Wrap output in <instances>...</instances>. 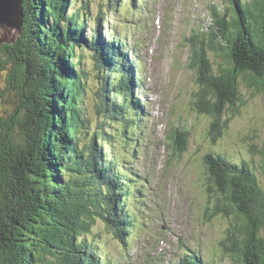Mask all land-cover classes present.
Here are the masks:
<instances>
[{"label":"trees","instance_id":"1","mask_svg":"<svg viewBox=\"0 0 264 264\" xmlns=\"http://www.w3.org/2000/svg\"><path fill=\"white\" fill-rule=\"evenodd\" d=\"M111 1L116 10L121 0H106L103 9H111ZM75 2L41 0L38 9L34 0H24L22 33L0 48V77L7 91L18 94L15 112L0 116V264H105L99 245L88 238L99 221L114 239L128 243L129 189L110 139L117 132L131 142L140 123L136 67L127 65L125 45L104 39L100 13L87 27L71 9ZM225 2L230 20L213 9L212 30L187 45L197 86L193 110L211 119L213 144L239 114L240 83L264 91V0ZM77 51L93 53L91 66L102 80L95 91L100 124L94 128L84 109L88 72L74 70ZM218 52L225 65L215 67L210 53ZM188 134L174 137L180 156ZM88 136L84 143L81 137ZM203 168L213 217L231 213L241 223L231 226L225 241L231 256L240 264H264V192L256 172L247 161L219 153H207ZM178 264L203 263L192 255Z\"/></svg>","mask_w":264,"mask_h":264},{"label":"rangeland","instance_id":"2","mask_svg":"<svg viewBox=\"0 0 264 264\" xmlns=\"http://www.w3.org/2000/svg\"><path fill=\"white\" fill-rule=\"evenodd\" d=\"M34 1L39 9L41 0ZM110 4L111 9L106 10V0H76L71 9L79 12L87 27L93 26L89 19L100 13L104 39L112 36L116 43L125 45L127 65L131 61L140 74L134 94L140 95L144 116L131 142L117 132L110 139L120 165L125 167L132 236L122 244L99 221L88 238L99 245L100 260L105 264H177L189 252L203 264H240L225 241L232 233L231 226L241 223L231 213L213 217L203 157L219 153L235 163L247 161L264 192V91L256 92L242 81L239 114L221 138L211 143L207 134L211 119L193 110L197 86L188 67L191 53L187 46L192 38L212 30L213 9L230 20L229 4L225 0H121L116 10L114 2ZM85 34L89 36L88 31ZM88 52L77 51L73 62L77 73L88 72L83 79L87 85L84 109L94 128L100 124L95 91L102 80L91 66L93 53ZM216 54L210 53L214 66L225 65L222 53ZM6 87L2 74L0 116L12 115L18 105L17 92ZM181 132L189 133L182 156L174 149V137ZM81 139L89 142V136Z\"/></svg>","mask_w":264,"mask_h":264},{"label":"water","instance_id":"3","mask_svg":"<svg viewBox=\"0 0 264 264\" xmlns=\"http://www.w3.org/2000/svg\"><path fill=\"white\" fill-rule=\"evenodd\" d=\"M23 0H0V48L14 44L22 33Z\"/></svg>","mask_w":264,"mask_h":264},{"label":"bare ground","instance_id":"4","mask_svg":"<svg viewBox=\"0 0 264 264\" xmlns=\"http://www.w3.org/2000/svg\"><path fill=\"white\" fill-rule=\"evenodd\" d=\"M141 115L142 116H144L143 115V111H141ZM144 188V187H143ZM143 211V210H142ZM132 236V234H131V232L128 234V237H127V240H129L130 239V237ZM191 254V255H190ZM192 255H195V256H197L195 253H192V252H189L188 254H185V256H187V257H191ZM185 256L183 257V258H185ZM161 258V257H160ZM160 258H158V259H160ZM182 258V259H183ZM182 259H180V261L182 260ZM199 259H200V257H199ZM201 260V259H200ZM179 261V262H180ZM171 264H172V262H171ZM176 264V263H175ZM178 264V263H177Z\"/></svg>","mask_w":264,"mask_h":264}]
</instances>
